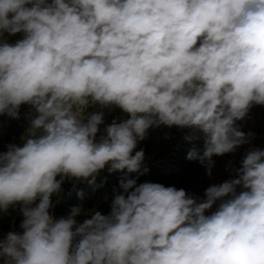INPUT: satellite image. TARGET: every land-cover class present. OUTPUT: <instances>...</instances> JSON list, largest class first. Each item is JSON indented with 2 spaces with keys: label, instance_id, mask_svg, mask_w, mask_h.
<instances>
[{
  "label": "clouds",
  "instance_id": "clouds-1",
  "mask_svg": "<svg viewBox=\"0 0 264 264\" xmlns=\"http://www.w3.org/2000/svg\"><path fill=\"white\" fill-rule=\"evenodd\" d=\"M5 32L25 36L0 43V114L29 104L35 116L23 145L0 152V212L22 205L23 216L21 232L0 238L4 264H264L257 147L203 198L124 177L109 215L50 211L65 179L95 191L106 166L146 173L144 150L133 152L150 127L202 133V153L186 158L208 175L214 156L249 143L238 121L264 105V0H0ZM114 108L127 118L98 137Z\"/></svg>",
  "mask_w": 264,
  "mask_h": 264
},
{
  "label": "trees",
  "instance_id": "trees-1",
  "mask_svg": "<svg viewBox=\"0 0 264 264\" xmlns=\"http://www.w3.org/2000/svg\"><path fill=\"white\" fill-rule=\"evenodd\" d=\"M23 32L12 36L15 43L24 39ZM35 116V110L29 104L21 105L18 118L9 115L0 114V124L6 126L9 132H14L17 136L18 146H22L24 141L21 139L26 134L31 119ZM189 130L184 129L183 136L179 142L162 156L159 154H145L144 166L148 171L144 174L127 173V170L109 172L108 166L101 170L95 176V185H102L94 191V185L89 184L88 180H80L74 183L73 179H65L62 184L63 191L57 196H52L53 208L50 209L54 218L58 219L67 216L74 206H81L83 211L80 215L88 218L93 210L101 212L103 215L111 213L112 200L115 192H122L119 188L121 178L127 177L137 180V185L144 182L160 183L164 186H174L177 189H184L189 195L199 198L210 184V175L207 173L206 166L198 160H188L187 153L196 148L202 153L204 148V136L199 134L198 138L192 141L185 140V135ZM8 145L0 143V152H6ZM89 179H92L91 177ZM74 188L73 193L68 192ZM83 193V198L78 193ZM62 198L61 200H59ZM59 200V201H58ZM22 205L10 207L7 212H0V238H3L9 231L21 232V221L23 220L20 211ZM86 209V210H84ZM81 222V220H77ZM80 237L73 240V249L79 242ZM0 264H4L3 258H0Z\"/></svg>",
  "mask_w": 264,
  "mask_h": 264
},
{
  "label": "rangeland",
  "instance_id": "rangeland-1",
  "mask_svg": "<svg viewBox=\"0 0 264 264\" xmlns=\"http://www.w3.org/2000/svg\"><path fill=\"white\" fill-rule=\"evenodd\" d=\"M13 35L14 34L5 32L4 35L0 37V43L14 45L15 41L12 39ZM98 110V106L90 105L87 109V113L90 115ZM104 113V123L99 126L100 132L98 133V137L99 135L103 134L104 128L109 125L114 118H127V115L122 113L119 108H114L111 111L104 109ZM238 123L242 125L241 130L245 133L252 132L254 134L253 138L249 143L241 145L234 153L213 157L214 165L211 169L209 186L213 184H220L228 179L233 178L234 169L240 166L241 160L244 158L245 154L250 148L257 147L264 149V105L253 106L250 109L247 117L243 121H238ZM183 131L184 129L175 126L172 128H168L166 126L150 127L147 130L146 138L142 141H138L137 147L134 149L133 154L135 151L143 149L145 154L151 153L162 156L179 142L183 136ZM18 141L19 140H17V136L13 131L9 132L6 126L0 124V143L7 145H17ZM73 181L75 184L78 182L76 179H73ZM204 192L199 198H203ZM76 219L85 220L88 219V217L85 215H79L76 217Z\"/></svg>",
  "mask_w": 264,
  "mask_h": 264
},
{
  "label": "water",
  "instance_id": "water-1",
  "mask_svg": "<svg viewBox=\"0 0 264 264\" xmlns=\"http://www.w3.org/2000/svg\"><path fill=\"white\" fill-rule=\"evenodd\" d=\"M78 183V182H77ZM75 187L72 188V190L70 192H68V195H70L71 193H73V190H74ZM62 198H60L59 200H61ZM58 200V201H59ZM84 220H81V223L83 222Z\"/></svg>",
  "mask_w": 264,
  "mask_h": 264
}]
</instances>
